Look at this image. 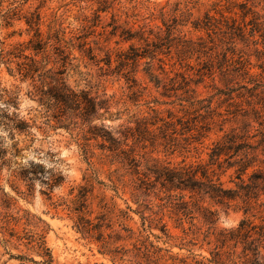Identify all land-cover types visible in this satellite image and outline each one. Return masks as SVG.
<instances>
[{
    "label": "rangeland",
    "instance_id": "374dc122",
    "mask_svg": "<svg viewBox=\"0 0 264 264\" xmlns=\"http://www.w3.org/2000/svg\"><path fill=\"white\" fill-rule=\"evenodd\" d=\"M256 2L249 1L248 6L255 5L254 9L259 11L260 6ZM225 3L226 0H0V47L14 50L17 43H26L30 38L36 40V26L27 25L26 20H35L37 14L40 18L39 38L48 41L46 52L38 55L41 61L44 55L49 54L42 62L44 70L55 69L60 64L59 61L56 64L51 62L57 60L53 50L57 45L54 35L68 42L70 56L62 68L66 84L76 91L88 90L92 96L107 98L111 105L106 112L102 109L96 111L91 125L103 128L114 138L120 125L142 131L144 126L139 128L138 124L143 117L148 125L149 132L144 133L142 142L131 145L129 141L136 153L131 165L121 168L112 160L102 161L99 158L103 153L101 137L92 138L86 133L87 127L80 125L79 119L54 118V111H47L38 102L34 85L39 83L22 79L17 71V60L10 63L0 60V112L8 116L15 112L30 125L27 134L14 136L0 126V150H7L5 158L8 159L0 168V184L14 200L12 212L23 217L15 226L17 233L37 232L44 227L45 242L53 263L114 264L97 251L95 244L75 231L63 206L54 207L52 204L70 197L72 187L75 194V188L90 185L92 201L96 204L101 194L107 199L113 196L111 186L114 184L118 192L113 198L120 207L127 202L132 208L144 209L149 200L153 204L163 202L168 189H174L171 184L164 186L160 181L155 182V174L151 171L197 164L205 166L209 163L211 142L233 128L257 147L254 167L248 173L253 169L264 173V161L261 162L264 160V95L232 102L231 92L237 99L236 93L244 91L240 86L250 85L245 82L244 75L226 74L218 68L220 42L218 39L211 42L204 30L193 27V23L200 22L206 13L215 18H220L221 14L228 17L225 6H216ZM217 8L222 9L218 11ZM161 11L165 12L164 16ZM235 11L239 18V8ZM163 23L176 27L171 39L167 40ZM124 31L132 33L133 38H125L127 34ZM155 49L151 59L149 55ZM251 61L254 64L255 58L252 57ZM195 99L199 102L191 103L199 106V113L205 114L203 117L197 116L188 102ZM208 105L211 111L206 112ZM151 108L157 109L160 118L169 123L162 125ZM205 121L210 123L207 132L204 131L207 136L197 140L196 131L189 129L199 127ZM156 122V126H151L150 123ZM202 140L203 143H199ZM84 143L91 151L92 167L83 158L81 146ZM104 144L108 145L107 142ZM37 166L41 172L31 183L29 191L23 175ZM222 171L223 168L214 165L208 169V174L213 181L218 178L223 189H236L238 180L234 168ZM56 173L63 177V181L48 188L46 178ZM98 180L104 185L98 184ZM145 192L150 196L157 193L162 200L152 199L144 195ZM170 192L180 193L177 189ZM182 194L185 200L195 201L212 211L216 220L214 232L208 234L203 218L208 217L206 210H197L195 218L185 219L182 225L166 213L164 221L172 235L185 237L183 241L180 238L169 241L173 245L174 256L192 264L194 260L206 262L205 259H211L216 245H223L222 252L234 250L239 253L240 245L234 248L233 241L217 239L223 231L238 226L243 218L240 204L218 203L202 192L184 190ZM27 215L30 222L24 223ZM37 218L45 224L38 223ZM182 229L188 235H184ZM155 233L159 231L155 230ZM181 242L184 243L182 248L179 247ZM259 250L264 262V246ZM19 256L26 259L21 260ZM41 261L37 249L26 239L10 237L0 230V264H40Z\"/></svg>",
    "mask_w": 264,
    "mask_h": 264
},
{
    "label": "trees",
    "instance_id": "16d2710c",
    "mask_svg": "<svg viewBox=\"0 0 264 264\" xmlns=\"http://www.w3.org/2000/svg\"><path fill=\"white\" fill-rule=\"evenodd\" d=\"M249 1L253 3L256 0H241L240 2L226 0L225 5L217 4L216 6H225L226 12L229 13L228 17L221 14L220 18H215L213 15L206 13L200 22L193 23L195 29L205 31L211 42L214 39H218L220 42L219 54L221 57L217 56V60L220 61L218 68L223 69L226 74L235 72L239 76L244 75L245 82L250 85L240 86L244 91L236 93L235 98L237 99L232 97V92L229 94L234 103L242 102L243 99L246 101L249 97L255 95H264V0H257L256 2L260 6L259 11L254 9L255 5L248 6ZM237 7L240 10L239 18L236 17L237 12L235 10ZM221 9L217 8L216 10L221 11ZM161 15L164 16L165 12L161 11ZM35 20H26V24L36 26L34 35L36 40L30 38L26 43H17L14 50H5L1 46L0 60H4L5 63H10L13 59L17 60V71L22 79L39 83V85H34L38 102L47 108V111L53 110L55 113L54 118L57 116L60 120L61 117L65 116L79 119L80 125L87 127L86 133L92 135V138L101 137L103 143L100 149L103 150V153L99 158L102 161L112 160L114 163H119L121 168L131 165L136 156L131 145L142 142L144 133L149 132L144 117L140 118L138 124L139 128L143 125L144 130H136L131 127L122 128V125H120L118 130L115 131L117 135L115 138L103 128L91 125V118L96 111L102 109L106 112L110 109L109 99L99 98L98 95L92 96L88 90L76 91L66 84L63 69L69 60L70 52L67 51L69 46H67L68 42L59 39L57 34L54 35L57 45L53 47L57 60L53 59L51 62L56 64L59 61L60 64L55 69L51 67L44 70L45 66L42 65V62L48 58L49 54L44 55V59L41 61L38 59V55L46 52L48 41L44 42L39 38L41 35L39 14L36 15ZM7 24L9 25V21H7ZM165 27L167 31L166 38L167 40L171 39L177 29L168 25H165ZM124 33L127 34L125 38H133L132 33H129V31H124ZM198 39L201 40L202 37ZM183 41L186 42L187 40L184 39ZM199 43L203 44L201 41ZM218 46L220 45L218 44ZM155 48L158 47L155 46ZM26 51H29V53ZM152 52L149 55L151 59L154 58L156 49ZM252 57L255 58L254 64L251 61ZM47 61L50 62V60ZM254 68L257 71H254ZM49 71H51V74H48ZM126 79L129 80L130 78L126 77ZM188 102L198 114L197 116L203 117L205 115L199 113V106L191 103L199 102V100L195 99ZM11 103L14 104V101L12 100ZM182 108L184 107L182 106ZM151 110L155 113V118L163 122L162 125L169 123L160 118V112L157 109L151 108ZM208 111H211L210 105L207 106L206 112ZM170 117L173 118L174 116L170 115ZM150 124L156 126L157 122ZM209 124L205 121L199 127H191L189 130L196 131L197 140H200V138L205 139L207 136L205 132H207ZM0 126L7 130L10 136L27 134L30 128L28 122L20 118L15 112L11 116H8L5 112H0ZM157 128H161V126H157ZM220 131H222V128H220ZM130 140L131 145H129ZM104 142H107L108 145ZM199 143L202 144L203 140ZM81 150L83 158L92 167L90 161L92 155L88 144H82ZM257 151V147L249 143L247 137L245 138L244 135L235 132L233 128L230 132H224L220 139L211 142L208 155L209 163L205 166L197 164L196 166L188 165L180 169L163 168L162 171H151L155 174V182L160 181L164 186L171 184L174 187V189H168L163 202L153 204L149 200L144 209L132 208L127 202H125L124 207H120L113 198L118 192L116 185L113 184L111 186L114 191L113 196L107 199L104 194H101L96 204H93L92 201V187L90 185H80L75 188L77 189L75 194H73L74 187H72V192L69 193L70 197L61 198L58 203L52 204L54 207L63 206L67 211V216L73 222L72 226L75 231L89 243L95 244L97 251L108 257L114 264H192L187 263L186 259L174 256L172 253L173 245L169 244V241L174 238H180L183 241L185 237L173 236L168 229L167 222L164 221V216L169 213L178 225H182L185 219H194V213L197 210L204 209L208 213V217L203 216L207 225V233L212 234L214 232L213 224L216 220L214 213L198 205L195 201L185 200L182 194L184 190L192 193L202 192L218 203L231 205L232 202H236V204H240L243 218L235 229L223 231L217 241H222V239L233 241L232 247L236 248L237 245H240L241 251L239 253H235L234 250L222 252L223 245H216L215 250L211 252V259H205L206 262L194 260L193 264H264L259 250L261 246H264V173L257 169H253L248 173V170L254 167ZM6 153L5 148L0 150V168L8 162V159L5 158ZM214 165L219 169L223 168L222 172L234 168L235 178L238 180L236 189H223L218 178L213 181L209 177L208 169ZM92 171L95 173V170ZM210 171L213 172L214 170ZM40 172L39 166L31 167L27 174L23 175L29 191L31 183ZM62 181L63 177L56 173L49 175L45 183L48 188H53L55 185H60ZM97 183L104 185L103 181L98 180ZM176 189L180 193L172 194L170 192ZM147 190L154 192L149 188ZM144 195L152 199L162 200L157 193L150 196V193L145 192ZM14 207V200L7 195L0 184V230L10 237L16 236L18 239H26L28 243H31L42 257L40 264H55L45 242L44 227H41L37 232L27 231L23 235L17 233L15 226L23 217L12 212ZM153 207H156V209L154 210ZM146 210L149 211L148 214H146ZM24 217V223H29V216ZM37 222L45 224L40 218H37ZM155 230H158L159 233H155ZM181 231L184 235H188V232L184 229ZM183 244L182 242L179 243V247L182 248ZM190 254L193 253L190 252ZM19 258L21 260L26 259L23 256H19ZM33 262L37 263L36 261Z\"/></svg>",
    "mask_w": 264,
    "mask_h": 264
}]
</instances>
